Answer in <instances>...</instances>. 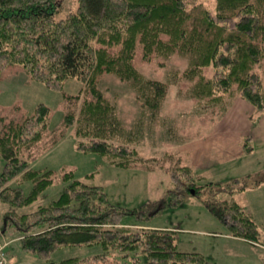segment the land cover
Listing matches in <instances>:
<instances>
[{
  "label": "trees",
  "instance_id": "16d2710c",
  "mask_svg": "<svg viewBox=\"0 0 264 264\" xmlns=\"http://www.w3.org/2000/svg\"><path fill=\"white\" fill-rule=\"evenodd\" d=\"M138 58L156 60L168 78L151 77ZM13 65L53 88L70 77L81 81V94L65 96L71 108L64 124L76 127L77 148L129 166L145 160L135 145L138 138L124 129L116 101L101 86L102 76L113 74L128 84L152 118L179 82L186 84L181 94L212 119L227 112L236 97L262 111L264 0H0V77ZM49 116L42 103L18 119L0 115V200L8 205L0 226L20 236L22 251L45 264H217L200 251L180 249L176 231L141 223L151 215L145 205L115 204L103 186L74 178L72 170L62 174L67 184L56 199L29 210L53 182V170L32 165L41 147L63 134L46 132ZM166 156L173 163L174 187L161 201L163 208L198 189L192 167L175 153ZM243 189L225 188L229 197L211 200L208 207L229 234L264 245L258 223L235 197ZM127 216L136 222L125 221ZM83 244L103 250L59 262L49 258L58 248Z\"/></svg>",
  "mask_w": 264,
  "mask_h": 264
},
{
  "label": "rangeland",
  "instance_id": "374dc122",
  "mask_svg": "<svg viewBox=\"0 0 264 264\" xmlns=\"http://www.w3.org/2000/svg\"><path fill=\"white\" fill-rule=\"evenodd\" d=\"M136 62L151 77L164 80L168 78L167 70L159 67L156 60L144 62L138 58ZM101 86L116 101L117 113L124 129L127 133L136 134L132 138H138L135 145L145 161L120 166L111 163L107 155L77 148L76 127L64 124L65 115L71 108L65 96H76L82 92V82L76 77L66 79L60 89L31 77L19 65L8 67L0 77V115H4L5 119H18L33 114L38 104L42 103L50 108L46 132L56 136L63 131L58 137L59 141L51 146L41 147L32 158L35 168L51 169L54 175L53 182L28 207L29 210L56 199L67 184L62 174L66 170H72L74 178L103 186L115 204L130 209L145 205L151 215L141 223L148 227L176 231L179 248L182 250L200 251L217 264H264V245L229 234L228 228L208 207L211 200L229 197L225 188L244 187L235 197L256 220L264 239V109L258 110L245 98H234L215 128L245 132L241 145L243 152L237 154V149L234 148L227 153L213 154L212 158L219 159L218 164H221L211 167L208 173L207 170L203 173L195 171L190 165L198 189L190 188L178 204L163 208L160 206L161 201L169 198L174 187L171 178L173 163L166 153L171 154L169 151L183 141V138L190 135L193 137V132L202 129L200 123L194 121V117L196 114H205L199 112L200 106L193 98L181 94L186 89L184 82L170 87L154 118L151 110L143 106L130 86L115 75H103ZM242 103H249V106ZM250 134L259 136L252 138ZM248 136L251 137L250 140H246ZM246 141H249L248 149L244 147ZM3 163L1 158L0 171ZM218 171L220 175L217 174ZM24 188L28 191L31 183H24ZM7 208V203L0 200V224ZM136 220L134 216H127L125 219L130 222ZM0 233V241L6 243L8 264H45L42 257L19 248L20 236L13 230L1 231L0 226ZM102 250L99 244L66 246L53 251L49 258L59 262L69 257L85 258ZM140 257L142 262L146 260L145 251H141Z\"/></svg>",
  "mask_w": 264,
  "mask_h": 264
},
{
  "label": "crops",
  "instance_id": "0c3cea01",
  "mask_svg": "<svg viewBox=\"0 0 264 264\" xmlns=\"http://www.w3.org/2000/svg\"><path fill=\"white\" fill-rule=\"evenodd\" d=\"M242 104L246 107L249 106V103ZM194 118L196 123H200L199 126H201L202 129L193 132V137H191V135L189 136L188 134L189 137L183 138V141L177 143V146L173 150H170L169 153H175L176 155L180 156L182 161L194 167L195 171L203 173L207 170L206 173H208L211 167L221 164H218L219 159L212 158L213 154L227 153L234 148L237 149V154L243 152L241 145L245 136V132H234L231 131V129L226 131L223 128L218 130V128L216 129L215 126L220 120H217L216 118L212 119L209 115L199 116L196 114ZM227 120H229V118ZM250 135L252 138L254 136H259L256 134ZM253 148H255V146H253ZM217 174L220 175V172L218 171ZM210 260L213 261L212 258H210Z\"/></svg>",
  "mask_w": 264,
  "mask_h": 264
},
{
  "label": "built area",
  "instance_id": "2783aa9c",
  "mask_svg": "<svg viewBox=\"0 0 264 264\" xmlns=\"http://www.w3.org/2000/svg\"><path fill=\"white\" fill-rule=\"evenodd\" d=\"M6 248V243H4L3 241H0V264H8L7 263V253L5 252Z\"/></svg>",
  "mask_w": 264,
  "mask_h": 264
}]
</instances>
